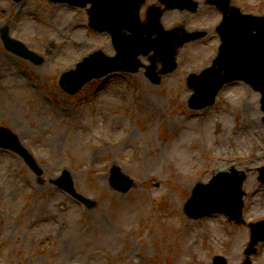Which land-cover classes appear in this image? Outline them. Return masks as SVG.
<instances>
[{"label":"rangeland","instance_id":"1","mask_svg":"<svg viewBox=\"0 0 264 264\" xmlns=\"http://www.w3.org/2000/svg\"><path fill=\"white\" fill-rule=\"evenodd\" d=\"M155 3L146 1L142 17ZM230 3L264 13V0ZM205 5L193 14L166 11L162 23L189 30L213 25L218 14ZM87 22L85 10L67 4L0 0V30L39 57V63L23 59L0 39V127L19 137L39 167L0 148V264H210L216 254L228 264H264V241L244 254L249 224L264 218L259 93L231 82L213 105L189 108L186 76L210 65L217 52V38L208 41L213 33H207L178 49L176 69L160 84L141 68L94 79L68 95L58 85L63 71L94 50L114 54L107 33ZM176 143L180 151L167 153ZM112 165L133 180L126 193L108 184ZM232 165L246 172L242 220L188 218L183 207L194 184ZM63 168L77 192L93 200L91 208L55 185Z\"/></svg>","mask_w":264,"mask_h":264},{"label":"water","instance_id":"2","mask_svg":"<svg viewBox=\"0 0 264 264\" xmlns=\"http://www.w3.org/2000/svg\"><path fill=\"white\" fill-rule=\"evenodd\" d=\"M59 1H69L76 5L91 2V8L88 10L91 17L90 25L99 30H108L112 34L113 43L117 50L114 57H105L101 51H97L90 59H85L83 63L79 64V69L83 70V73L74 84L67 88L70 92L76 91L90 78L102 76L109 71L136 70L139 65L136 56L142 52V49H144L143 52H147V50L153 48L163 61L164 67L161 72H169L175 68V48L189 40L188 38H179L177 30L166 32L162 29L159 24L160 10L158 7H149L147 22L145 24L138 23L137 12L144 0ZM162 1L170 8L181 5L179 0ZM223 4L222 9L225 12V17L220 27V34L223 39L220 53L215 58L212 67L202 71L199 77L192 74L189 79V84L195 85L196 93L194 97L199 96V93L205 94V91L201 90L203 85L208 91L209 99L196 105V107L212 103L215 93L224 82L235 78H244L262 92L264 108V16L250 17L248 21H242L240 18L243 16H235V13H233V16H229L228 13L230 14V12L227 10V6L224 2ZM121 28L130 30L132 35L127 39L123 38ZM252 30H257V33L254 34ZM142 32H145L148 36L141 37ZM154 33L157 36L151 39L149 36ZM2 35L8 48L17 50L25 56L33 57L19 44L13 45L14 42L7 38L5 29H3ZM145 40L147 41L146 46ZM138 42L143 44L142 48L136 46ZM220 70L224 73H219ZM150 76L153 81H159L154 74H150ZM1 133L15 140L8 131H1ZM8 146L13 147L11 143ZM19 151L23 153L21 150ZM28 161L33 164L29 157ZM243 178V174L238 175V172L234 170L228 176L219 174L214 178V180L218 179L215 181L218 184L216 190H210L207 186L197 184L192 192V197L186 204L185 212L190 216L198 217L218 210L225 211L231 218H238L242 207L241 196L243 192L240 186ZM260 179H264V167L261 169ZM110 182L121 191H126L131 186L130 180L119 173L115 167L112 169ZM58 184L74 193L73 186L68 178L59 181ZM89 205L91 206V202H89ZM263 226L264 222H259L253 226L252 242L247 253L253 252L252 245L258 239L264 238L261 231ZM213 264H226V262L224 258L216 256Z\"/></svg>","mask_w":264,"mask_h":264},{"label":"bare ground","instance_id":"3","mask_svg":"<svg viewBox=\"0 0 264 264\" xmlns=\"http://www.w3.org/2000/svg\"><path fill=\"white\" fill-rule=\"evenodd\" d=\"M2 62L6 64V61H2ZM179 145H182V144H177L176 143V144H170V145H168V147H167V153H171L174 150L180 151V149L177 147Z\"/></svg>","mask_w":264,"mask_h":264}]
</instances>
